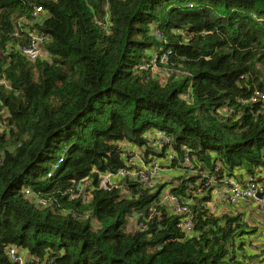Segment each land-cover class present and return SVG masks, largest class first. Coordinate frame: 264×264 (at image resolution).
<instances>
[{"label": "trees", "instance_id": "16d2710c", "mask_svg": "<svg viewBox=\"0 0 264 264\" xmlns=\"http://www.w3.org/2000/svg\"><path fill=\"white\" fill-rule=\"evenodd\" d=\"M40 3L32 19L0 0V264H18L10 248L24 264H245V223L211 214L215 184L198 183L264 171V101H250L264 94V0ZM19 18L46 37L35 61ZM127 146L175 154L178 184L102 189L100 174L137 168ZM164 191L192 200L195 236Z\"/></svg>", "mask_w": 264, "mask_h": 264}, {"label": "built area", "instance_id": "2783aa9c", "mask_svg": "<svg viewBox=\"0 0 264 264\" xmlns=\"http://www.w3.org/2000/svg\"><path fill=\"white\" fill-rule=\"evenodd\" d=\"M22 1L24 3H27L28 6H30V8L32 9L31 18L40 19L41 15L44 13L43 6L40 3L43 0ZM23 23L28 24L29 19L19 18L17 20V27L27 36V42L20 46V50L29 61H35L43 55V44L46 41V37L36 31H31L27 28H21ZM14 36H18L17 31L14 33ZM156 36H158V33ZM0 82L4 83L3 80H0ZM250 101L263 102L264 94L256 90ZM5 128V120L0 121V130ZM160 139L165 143L169 141V139L165 137L164 134L160 136ZM127 153L128 154L125 156L127 164H136L137 168H134L131 171L127 170L126 168H120L116 173L100 174L99 186L102 189L106 190L107 188L113 186L117 187L119 182H121L127 176L133 177L142 185H145L147 188L153 189L155 187L153 184V180L161 175L164 166L168 170H172L171 161L175 158V154L168 153L164 158L147 155V159H144L145 154H142L138 149H131L127 151ZM183 160L185 164H189L191 162L190 158L186 155L184 156ZM215 169H217V167H215ZM202 175V179H199L198 184H200L203 179H207L206 185H209L211 183L215 184V186L209 193L210 200L207 203H210L211 199H214L215 201L217 200L218 202H221L223 204L235 205V203L237 202L252 200L254 198V200L257 201L260 205L261 210L264 211V181H262L261 175L260 173H258V171H252V173L250 174H245V178L243 180H241L239 177H223L220 180L215 181L213 178L209 177L208 171H205ZM257 177L259 178L257 179ZM201 193L198 199H201L202 196H207L205 193ZM258 193L262 194L259 199L255 198V195ZM161 200L165 207L170 208L173 213L178 216L176 225L179 229H181L184 236H195V215L190 206V202L192 200L190 199V201H184L178 199L175 194H172L169 191H167L163 195V197H161ZM40 203L43 204L44 202L40 201ZM9 254L14 262L18 264H24L25 257L19 255L14 248L9 249Z\"/></svg>", "mask_w": 264, "mask_h": 264}, {"label": "crops", "instance_id": "0c3cea01", "mask_svg": "<svg viewBox=\"0 0 264 264\" xmlns=\"http://www.w3.org/2000/svg\"><path fill=\"white\" fill-rule=\"evenodd\" d=\"M245 174L244 170H237V176L241 180L245 178ZM260 175L264 181V171L260 172ZM206 206L214 216L235 217L239 214L245 223V231L239 239L243 244H241V249L236 248V255L244 256L245 264H264V211L261 210L258 202L246 200L229 205L211 199ZM241 242L237 244L239 245Z\"/></svg>", "mask_w": 264, "mask_h": 264}, {"label": "rangeland", "instance_id": "374dc122", "mask_svg": "<svg viewBox=\"0 0 264 264\" xmlns=\"http://www.w3.org/2000/svg\"><path fill=\"white\" fill-rule=\"evenodd\" d=\"M43 54H46L45 53V51H43ZM157 73L156 74H164L160 69H159V66L157 67ZM154 71V70H153ZM156 71V70H155ZM224 112V111H223ZM127 151H129V150H131V149H137V148H135L134 146H127ZM139 150H141V149H139ZM163 172L161 173V175L158 177V178H155L154 180H153V184H154V186H158V185H164L167 189H168V187L169 186H174V185H177L178 184V180H176L177 179V177L175 176V173L176 172H174V174H173V171L172 170H168L165 166L163 167ZM181 171H183V170H181ZM185 171V170H184ZM171 172V173H170ZM258 173H260V172H258ZM259 177H257V179H258ZM199 192H200V190H198ZM167 191H164L163 192V194L161 195V197H163V195L166 193ZM128 226L131 228V229H133L134 227H135V219L134 220H132V219H130L129 220V222H128Z\"/></svg>", "mask_w": 264, "mask_h": 264}, {"label": "water", "instance_id": "95a60500", "mask_svg": "<svg viewBox=\"0 0 264 264\" xmlns=\"http://www.w3.org/2000/svg\"><path fill=\"white\" fill-rule=\"evenodd\" d=\"M262 196V194L258 193L255 195V198L259 199ZM254 200V198L252 199V201ZM199 199L197 200L196 203H198Z\"/></svg>", "mask_w": 264, "mask_h": 264}]
</instances>
